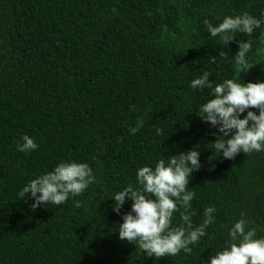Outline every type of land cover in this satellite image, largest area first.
Listing matches in <instances>:
<instances>
[{
	"label": "trees",
	"instance_id": "16d2710c",
	"mask_svg": "<svg viewBox=\"0 0 264 264\" xmlns=\"http://www.w3.org/2000/svg\"><path fill=\"white\" fill-rule=\"evenodd\" d=\"M244 13L264 20V0H0V264H209L240 219L264 238V151L219 156L212 144L222 134L199 117L212 89L190 87L203 72L213 88L264 83V24L229 45L204 24ZM248 40L254 67L238 73L233 58ZM247 111L259 115L248 109L241 119ZM138 117L144 126L132 135ZM24 135L36 150H17ZM193 149L201 167L188 185L192 224L210 206L214 223L191 255L148 257L119 239L132 202L117 214L114 196L136 186L139 168ZM70 161L87 163L95 182L33 211L20 191ZM182 223L176 212L172 226Z\"/></svg>",
	"mask_w": 264,
	"mask_h": 264
},
{
	"label": "clouds",
	"instance_id": "9594fccd",
	"mask_svg": "<svg viewBox=\"0 0 264 264\" xmlns=\"http://www.w3.org/2000/svg\"><path fill=\"white\" fill-rule=\"evenodd\" d=\"M204 24L213 38L219 37L222 44L229 45L235 39V33L251 36L255 29L264 24V20L244 13L225 17L218 26L207 20ZM261 43L264 44V36ZM238 47L233 58L235 70L247 73L254 67L247 59L252 50V41H240ZM261 52L264 49H258L257 55ZM225 55L224 51L219 52V56ZM210 62L215 63L216 57H212ZM210 75L209 72H203L190 82V87L194 90L212 89L214 98L204 103L199 110V117L222 134L214 141L212 148L228 160L241 152L250 155L264 151V83L243 84L235 79H227L213 88V83L209 81ZM248 109H258L259 115L247 111V115L241 119V114ZM130 110L135 111V106H131ZM143 126L144 119L138 117L135 127L130 128L129 132L135 135ZM156 133L162 135L163 130L156 129ZM21 141L16 143V147L22 153L38 148L34 139L27 135L22 136ZM200 167V153L193 149L159 159L154 169L149 166L139 168L136 186L129 184L114 196L113 210L117 214L126 198L132 202L131 210L123 215V223L118 227L119 239L135 244L148 257H175L181 251L191 255L193 249L190 245L197 244L206 235V229L214 223L217 211L214 206L205 208L203 222L198 226L192 224L191 217L195 213L190 210L195 192L189 191L188 185L192 173ZM94 182L95 177L87 163L60 162L53 170L29 181L19 196L24 199L30 194L34 200L31 207L35 211L41 205H63L70 195H81ZM75 206L80 207L81 202L76 201ZM176 212H180L183 223L173 227ZM228 237L224 249L212 255L209 264H264V238H256V229L249 228L244 219L234 223Z\"/></svg>",
	"mask_w": 264,
	"mask_h": 264
}]
</instances>
